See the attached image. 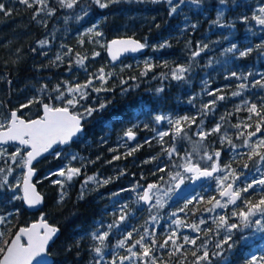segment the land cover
<instances>
[{
  "label": "trees",
  "instance_id": "trees-1",
  "mask_svg": "<svg viewBox=\"0 0 264 264\" xmlns=\"http://www.w3.org/2000/svg\"><path fill=\"white\" fill-rule=\"evenodd\" d=\"M45 2L47 7L33 3L29 8L19 0H0L9 10L8 15L0 12V118L6 119L14 108L23 112L26 119L39 116L40 103L21 108L34 98L62 107L54 89L59 86L66 98H71L67 96V88L83 85L90 79L92 86L84 90L87 96L70 111L83 112L85 108L111 101L102 111L83 120L84 133L70 146L60 149V156L49 154L35 164L36 184L44 197L39 212L60 230L48 249L53 256L52 264L95 262L94 248L98 240L92 239L91 234L103 230L118 214L116 208L121 206L122 213H128L119 226L108 230L104 241L108 247L117 249L118 241L124 240L129 232L132 237L126 239V244L131 246L139 236L137 227L143 229L148 220H155L157 227L145 245L159 264L250 262L248 254L253 245L264 241V230L259 238L247 241H241L236 229L232 230L229 243L232 242L233 247L229 250L225 244L222 256L216 257L212 255L220 251L215 247L216 238L206 242L216 226L214 215L209 212L211 200L204 197L198 202L186 203L183 199L170 202L158 209L157 217L151 219L154 211L148 210L138 198L134 200L129 190L130 186L140 189L149 184L171 183V175L182 172V167L178 166L183 165L184 158H190L200 167H211L205 153L210 155L217 151L219 166L235 167L240 173L249 171L256 156L249 160L251 149L246 147L245 140L252 132L256 133L254 136H264V123H261V131L256 132L260 116L248 111L256 104L264 115V87L255 83H264V25L253 19L254 15H260L258 10L264 7V0H225L223 4L220 0H199L198 4L191 0H184L182 4L180 0H172V5L179 7L171 15L172 5L168 0H120L104 9L92 0H78L71 9L61 6L59 0ZM50 10H54L52 15H48ZM81 12L87 13L85 20L77 18ZM94 22V30L102 33L104 44L96 42L95 32H88ZM123 26L127 32L124 35L134 36L146 47L135 56L113 63L107 58L105 44L112 37L124 36ZM42 40L47 41L43 46L39 44ZM164 43L166 47H159ZM233 44L237 48L227 52ZM248 48L252 51L240 57L239 52ZM194 52L199 55L193 57ZM79 59H83V64L77 63ZM122 63L126 65L119 67ZM178 67L187 69L180 80L172 78L173 70ZM100 69L112 75L106 76L103 84L108 91L97 93L93 88L102 86L96 78ZM233 72L242 78L232 76ZM240 84L246 87H238ZM233 92L240 94L233 96ZM219 96L224 99H218ZM156 116L164 119L157 122ZM181 117L189 119L181 122L182 131L177 135L174 122ZM217 125L219 131L213 132ZM129 129L134 133L133 139L125 135ZM160 132L168 135L161 140ZM173 147L176 151L169 158L167 150ZM21 154L24 158L22 148ZM73 155L77 159H72ZM70 161L80 169V174L64 186L67 195L63 203L57 205L61 189L53 184L57 175L50 174ZM9 166L13 167V163L0 159V168L6 171ZM161 168L164 170L160 171ZM90 176L99 181L109 180V183L98 186L89 181L84 198L78 199L84 181ZM8 189V185L0 187V215L11 214L7 225L9 233L0 230L4 233L0 247L5 246L4 241H8L11 231L35 219V213L27 211L21 199L10 204ZM254 190L252 187L244 192L240 201L242 211H247L248 202L256 204L264 196V192L254 193ZM16 205L22 211L19 218L13 211ZM232 219L234 224L240 223ZM174 221H179L183 230L175 235L168 231L171 225L177 226ZM192 222L197 223L194 231L190 228ZM185 230L195 244L182 241L181 234ZM161 244L165 247L161 248ZM205 250L209 260L198 262L197 257ZM137 261L135 264L142 263L141 254Z\"/></svg>",
  "mask_w": 264,
  "mask_h": 264
},
{
  "label": "snow or ice",
  "instance_id": "snow-or-ice-1",
  "mask_svg": "<svg viewBox=\"0 0 264 264\" xmlns=\"http://www.w3.org/2000/svg\"><path fill=\"white\" fill-rule=\"evenodd\" d=\"M120 0H92V3L97 5L99 8L104 9L107 8L110 4L119 3ZM153 2H159V0H153ZM193 4H198L199 0H191ZM19 3L27 5L29 8L32 7L33 3H37L40 5H43L44 7H47V4L45 0H19ZM59 3L61 6L66 7L68 9H71L78 3V0H59ZM168 3L172 5V0H168ZM180 3H184V0H180ZM220 3H225V0H220ZM179 5H172L171 10L169 12V15L176 12ZM42 10V9H41ZM54 10H50L48 12V15H52V12ZM259 16H253V19L256 20V22L260 25H264V7L259 8ZM0 12L4 13L5 15L9 14V10L5 8V5L3 3H0ZM87 14V13H85ZM33 19H35V16H33ZM79 19V17H78ZM246 19V18H245ZM219 21V16L217 18V22ZM39 23V21H37ZM96 26L94 25L93 28L88 29V32H92L93 29ZM195 27V25H193ZM96 35H102L100 32H96ZM47 43L46 40H42L39 42L41 46L45 45ZM116 47V51H137L143 47H145V44L139 43L135 40L128 39V40H113L107 47L110 53H112L113 60L116 59V54L113 53V48ZM167 44H161L159 47L163 48L166 47ZM205 47H207L205 45ZM257 47H260L259 45ZM237 46L233 44L230 48L226 49L227 52H233ZM203 51V49H200ZM252 51L251 48H248L245 51H240L239 56L244 57L248 55ZM94 55H99V53H95ZM196 55H199V52H194L193 57ZM60 57L57 56V60H59ZM78 64H83V59L77 60ZM184 67H178L173 70L172 72V78L176 80L183 79V73L186 71ZM142 75L146 73H141ZM111 73H104L103 69H100L99 75L96 77L101 81L102 86L100 88H93V91L99 93L100 91H108V89L103 87V84L106 83V76H111ZM232 76H237L235 72L232 73ZM242 77H238L237 79H241ZM243 79H247V77H243ZM123 83V81H122ZM256 84H259L261 87H264V83L262 81H256ZM92 86V80L90 79L83 85H76L75 87L69 86L67 88V96L71 98H66L65 92L60 90V87L57 86L54 91L58 93L56 96V100L61 101L63 103V106H53L48 103H43L42 100H39L37 98H34L32 100H29L27 104H22L21 108H27L29 105L33 103H40L43 106V116L38 119H31V120H25L22 119L20 116L17 115V111H11L10 113V119L7 121V127H5V123L0 122V144H5L10 141L12 142H18L19 145L24 146L27 149H30L26 152L25 157L20 161V166L27 169L26 173L23 176V186H22V192L23 195H14L13 199H21L24 201L25 204L28 205V207H35L36 205L40 204L42 202V197L39 193H37L35 186L31 183V178L34 175V168L32 167V163L34 160H36L38 157L42 156L44 153L50 152L52 150L56 156H60L61 153L59 151H55L54 146L59 145H67L72 140L73 137L78 136L79 134L84 133V126L82 124L83 120H86L88 117L92 116L94 112L102 111L104 108L107 107L108 103H111V101H107L105 103H100L98 107H88L85 108L83 112H72L70 109L75 108L79 102L80 99H84L87 96V92L84 91L85 89ZM238 87L244 88L246 87L245 84H240ZM126 91V89H125ZM157 91H161L160 89H157ZM239 92H233L232 95L236 96L239 95ZM218 99H224L223 96L217 97ZM215 100L211 103L214 105ZM247 103V102H246ZM205 108H208L209 105H204ZM248 111L250 113H255L257 116H260V122L256 125V132L261 131V123H264V115H261V113L257 110V105L252 104ZM156 121L160 122L164 117L162 116H156ZM188 117H181L175 120V132L177 135H179L182 131L180 125L182 121L188 120ZM194 119V118H193ZM169 123H173V121L169 120ZM236 127H239V125H236ZM247 127V125H246ZM220 126L217 125L216 128L212 129L213 132H218ZM256 133H248V136H254ZM125 135L128 137V139H133L134 133L131 129H129ZM161 140L164 136L168 135L167 132H160L158 133ZM203 133H201V136L203 138ZM231 143V141H229ZM245 145L251 147V152L248 155L249 160L253 158V156L259 157L260 161H264V152L259 151L258 149L264 148V138L260 139L254 146L248 144V140H245ZM233 147H235L233 145ZM175 147L168 149V156L171 158L173 153H175ZM130 154V153H129ZM6 155V152L4 149H0V157H3ZM21 155V149L17 148L15 152H13L10 156V159L13 161V163L17 162V157ZM208 160H213V156L208 155L205 153ZM215 157H219L220 153L217 151L215 152ZM118 158V157H116ZM72 159H77L75 155H73ZM155 159V158H153ZM186 163L183 165H179L178 167H182L183 171L185 173H190V176H184L179 171L175 172L171 175V180L175 182V187L178 189L181 184L184 183L185 179L190 180H197L200 177H210L214 172L218 170V165L213 162L211 169L208 168L201 169L197 164L192 163L190 158H185ZM227 168H230V166H225ZM245 168L248 167V164L244 165ZM164 169H160V171H163ZM13 171L12 167L9 166L7 168V173L10 175ZM5 169L0 168V173H4ZM80 174L79 168H67V169H60L56 173H52L50 175H59L61 177H64V180H54L53 184L60 186V195L59 199L57 200V205H60L63 203L67 193L64 191V185L65 181H71L74 176H77ZM232 173H230L231 175ZM47 178V177H46ZM229 177L226 175L223 177V180H227ZM238 177H235L233 175V179H237ZM89 181L96 183L98 186H102L104 184L109 183V180H103L99 181L96 179V177L90 176L82 185V191L78 199H83L85 194V186L89 183ZM223 181H221V184ZM253 184H260L264 185V179L260 180H254L253 183H249L247 187L243 189H233L232 184H228L226 189L224 191H221L220 195L222 197L227 196L228 200L227 203L229 204H235L236 200L240 198L241 192H247L250 188L253 187ZM3 185H8L10 190L13 192L16 191L17 188H20V185L17 184L16 186L9 185L8 182V176L4 175L2 180H0V187ZM157 188L156 184H149L147 188L144 190V194L139 197L140 200H143L145 203H148L152 196L150 195V192L152 189ZM171 191V189H169ZM167 195V192L165 193ZM190 202V201H189ZM158 207H163V203L160 198H157L156 205ZM225 207L226 205L221 204L219 200L215 202L213 205V208L215 207ZM212 210V209H209ZM257 213H259L261 216H264V197H261L258 203L252 204L251 202H248L247 211H241L238 214L233 213V215H238L241 221V224L243 227L247 228L250 226V218L253 216H256ZM172 215H175L173 213ZM125 217L122 215L120 217V220H124ZM155 219V217H153ZM5 222V217L0 216V224H3ZM204 221H201L203 223ZM174 223H180L179 221H174ZM256 225L259 226L258 230H264V224H262L260 219H256L254 221ZM109 228L113 227V225H109ZM193 228H196V225H192ZM218 227H225L227 229V235L224 237L223 240L220 242H217L215 247L216 249H219L220 251L214 252L212 255L219 257L222 256L223 252L225 251L224 245L226 244L228 246V249L230 250L233 247L232 243H229L230 240H232V229H236L238 227L237 224H228L227 220L224 216L220 217V222L218 224ZM41 229L43 231H41ZM59 232V229L55 226L49 225L43 217L41 218V221L36 224H32L30 227H21L14 235V237L11 239L10 242L4 241V247H0V253H2V259H0V264H33L35 261L36 264H47L46 261L43 260L44 256H47L48 253L46 251V247L49 244V242L57 235ZM92 239L100 241L101 244L104 243L106 238L108 237L109 233L104 232L103 234H99L97 232H93ZM147 235V232L145 233ZM175 235V233H173ZM4 233L0 232V238H3ZM132 237V233L129 232L127 237L124 240L118 241L117 246L123 248L125 246V240L130 239ZM145 237L141 236L139 240H136L135 243L128 248V251L131 253L132 256H136L137 253L132 251V248H134L136 245H139L142 249V255L144 257L149 256V253L151 249L146 246L143 241ZM171 240L172 238L169 237ZM22 240H26V242H22ZM185 243H192L195 244L194 239H189L188 236L184 237ZM153 245L155 244V240L152 241ZM172 243L175 244L176 241L172 240ZM165 244H167V241H165ZM165 244H161L160 247H165ZM77 246H79V241H77ZM179 250V247L176 249ZM95 253L97 255H100L101 248L96 247L94 249ZM193 255L195 256L196 253L194 252ZM41 259H37V258ZM127 259V257L121 258ZM209 260V253L207 250L203 252L202 256L197 257V261H204ZM96 264H100V261H96ZM113 264H115V261H113ZM209 264L211 262L209 261ZM250 264H264V255L260 256L259 259L256 255L251 256Z\"/></svg>",
  "mask_w": 264,
  "mask_h": 264
},
{
  "label": "rangeland",
  "instance_id": "rangeland-1",
  "mask_svg": "<svg viewBox=\"0 0 264 264\" xmlns=\"http://www.w3.org/2000/svg\"><path fill=\"white\" fill-rule=\"evenodd\" d=\"M86 16H87V14H85L84 12H81L78 14L79 20H85ZM93 25H96V22H94ZM91 28H93V27H91ZM94 29L92 32H95V33L99 32V31L94 30ZM121 29H122L121 33L123 35L127 33L124 30L125 26H123ZM124 36H132V35H124ZM95 38H96V42H98L100 44L105 43V41L101 35H99V36L96 35ZM124 65H126V63L118 64L119 67H122ZM75 86L76 85H73L72 87H75ZM5 120L6 119H4V118H0V122L5 123ZM262 138H264V136H262V135L251 136L248 139V144L254 146ZM246 147L251 149V147H249V146H246ZM258 150L261 152H264V148L258 149ZM214 154L215 153H213V152L210 154L211 156H213V160H211V161L209 160L211 163V166H212L213 162H215L218 165V157H215ZM0 159H1V157H0ZM22 159H23V157L20 155L16 163H13V161L11 162V163H13V167H12L13 171L11 172L10 175L7 173V170L4 173H0V175H1L0 177H2V178L4 175L8 176V182L12 186H16L17 184L20 185V182L22 180L23 172H24V167L20 166V161ZM184 163H186L185 158L183 159V164ZM67 168H77V166L72 161H70L67 165L61 167L60 169H67ZM181 169H182V172L180 171V173L185 176L186 174L183 171V168H181ZM218 169L220 170V172L218 174H216L211 179V181H212L211 184L209 183L206 186H203L202 188L197 189L192 195H190L189 197L184 199V200H186V203H188L189 201L190 202L191 201L198 202L201 198H204V197L207 199V201H210V200L212 201V204L210 205V209H212V210H209V212L211 214L213 213L214 216L213 215L212 216L214 217V222H215L216 226L213 229V234H211L209 236V238L206 239V242H209L211 240V238H212V240L216 238V241L220 242L222 240L221 239L222 236L224 238L228 234L227 229L225 227H218L221 216H224L226 218L228 224H234V221L232 218L238 219V221L240 223L238 224V227L236 228V232L238 233V236L240 237L241 241H247L250 239L259 238L261 236L263 230H258L259 226L256 225L254 223V221L256 219H260L262 224H264V216H261L259 213H257L256 216H253L250 218V222H249L250 226L247 228L243 227V225L241 224L239 216L233 215L234 212L238 214L239 212L242 211V209H241L242 205L237 202V204L234 207H230L229 206L230 204L227 203L228 198H223L220 195V193L225 188L226 184L228 182H230L229 180H231L230 183H233L236 185L237 189H243V188L247 187V185L249 183H253L254 180L264 179V161H260L259 157H255V159L253 160V162L250 165V169H248L249 171L245 172V173H240V172L235 171V167L234 168H232V167L227 168L225 166H219L218 165ZM59 170H57L56 172H58ZM230 173H232V174L230 175ZM226 175L229 178L227 180H223V177ZM233 175L235 177H238V178L234 180ZM64 179H65L64 177H61L59 175H57L55 178V180H64ZM221 181H223L222 184H221ZM69 183H70V181H65V185H67ZM174 183L175 182L172 181L171 183H168L166 185L160 184L159 186H157V188H154L151 190L150 195L152 196V199L150 200L149 205H145L147 208H149L148 210L152 209V211H154L151 219L153 217H157L156 211L161 208L158 206H154V205H156L157 198L161 199L163 205L169 204L171 202L170 195L173 193V191L175 189ZM253 187L255 189L254 193L264 192V185L253 184ZM144 189H145V186H143L140 189L138 188V186H132V187L130 186L129 191H130L131 195L134 196V200H135V198L136 199L138 198V200H140L139 197L143 195ZM169 189H171V191H169ZM206 191L208 192V194H205ZM166 192H167V195H165ZM217 193H218V195H217ZM244 196H245L244 192L242 191L241 192V199L244 198ZM262 197H264V196H262ZM260 199H261V197L259 198V200ZM217 200H219L221 202V204L226 205V206L225 207L217 206V207L213 208V205L215 204V202ZM137 204H135V205H137ZM123 210L124 209L122 206L116 208V211H118V214L111 220V222L105 224V228L103 230H101L99 232V234H103L104 232H108L109 229H112L113 227L115 228V227L119 226V224L121 222L120 217L122 215L124 217H126V215L128 213V212L122 213ZM229 218H231L232 220H229ZM197 223H200V221ZM197 223H193V222L191 223L190 228L193 231L197 229ZM109 225H113V227L109 228L108 227ZM192 225H196V228H193ZM156 227H157V224L155 223V220H148L145 228H143V229H141L140 226H138L137 230H138L139 236H136V237H138L136 240H139L141 236H144L145 239H144L143 243L145 244L146 242L149 241L151 234H152L153 230L156 229ZM232 230H234V229H232ZM168 231L169 232L171 231V233L177 234L183 230L181 229V224L177 223L176 227H174V225H171L170 229ZM146 232H147V235H145ZM188 235L189 234L185 230L181 234L182 241H184V237L188 236ZM173 239H176V237H173ZM135 241L132 243V245L135 243ZM126 243H127V241L125 240V246L123 248L117 247V249H116L115 246L113 248L108 247L105 245V243L101 244L100 241H98L95 248L100 247L101 253H100V255H97L95 253L96 254L95 262H93L91 264H96V261H100V264H113V261H115V264H135L138 262L137 261L138 260V254H141V262H142L141 264H159L155 260L154 256L151 253H149V256L144 257L142 255L143 249L139 245H136L134 248H132V251L137 253L136 256H132L131 253L128 251V248L131 247L132 245L128 246ZM106 248H107V252H106ZM252 249H253L252 252H250L248 254L249 255L247 258L248 261L251 260L252 255H256L258 259L260 256L264 255V241L256 243L255 245H253ZM202 255H203V252L200 253L199 256H202ZM123 257H127V259L122 260L121 258H123ZM246 264H250V262H248Z\"/></svg>",
  "mask_w": 264,
  "mask_h": 264
},
{
  "label": "water",
  "instance_id": "water-1",
  "mask_svg": "<svg viewBox=\"0 0 264 264\" xmlns=\"http://www.w3.org/2000/svg\"><path fill=\"white\" fill-rule=\"evenodd\" d=\"M128 39H132V40H135V41H137V42H139V43L144 44L141 40L135 38L134 36H116V37H112V38L108 39V40L106 41V44H105V52H106L107 58H108V60H109L110 62H113V63H114V62H117V61H119V60H121V59H123V58H125V57L135 56V55H137V54H139V53H141V52L144 51L145 47H143V48H141V49H139V50H137V51H135V52H133V51H119V52H117V51H116V47H117V46H114V48H113V53L116 54V59L113 60V58H112V53L109 52L107 46H108L113 40H128ZM13 111H16V110H13ZM17 115H18V112H17ZM18 116H19V115H18ZM42 116H43V106H42V104H41V115L38 116V117H36V118H33V119H38V118H40V117H42ZM20 117H21L22 119H25V118L22 117V116H20ZM25 120H27V119H25ZM29 120H31V119H29ZM82 124H83V121H82ZM83 126H84V124H83ZM76 137H77V136H76ZM76 137H73L72 140L69 142V144H67V145L54 146V149L56 150L57 148H64V147L70 146L71 143L73 142V140H74ZM8 143L19 145L18 142H12V141H10V142H8ZM5 144H6V143H5ZM1 145H3V144H0V146H1ZM20 146H21V145H20ZM22 147H24V146H22ZM29 150H30V149H27V151H29ZM27 151H26V152H27ZM52 152H53V151L50 150V152L44 153L42 156L38 157V158H37L36 160H34L33 163H32V167L34 168V175H33L32 178H31V183L35 186L37 193H39V194L41 195V197H42V202H41L40 204L36 205L35 207H28V205L25 204L24 201L22 200V203H23L24 208H25L27 211H29V212H36V211H39L40 208L42 207L43 203H44V197H43V194H42V192L40 191V189L38 188V186H37V184H36V181H37V179H36V176H37V170H36V168H35V164H36L41 158H43V157H45V156L51 154ZM197 165H198V164H197ZM198 166H199V165H198ZM199 167H200V166H199ZM200 168H201V169H204V168H208V167H200ZM208 169L210 170L211 167L208 168ZM26 171H27V169L24 168L23 176H24V174L26 173ZM216 173H217V171L214 172V173L212 174V176H210V177H200V178L197 179V180H190V179H188V181H187L185 184H184V183L181 184L180 187H179L178 189L175 187V183H174V187H175V189H174L173 193L170 195V200H171V202L174 203V202H177V201H179V200H182V199H185V198L189 197L190 195H192V194L197 190V188H198L199 186H201L203 183H205L209 178H212ZM186 174H189V176L191 175L190 173H186ZM22 186H23V177H22V180H21V187H20V188H21V196L23 195V192H22ZM147 186H148V185H147ZM147 186L145 187V189L147 188ZM226 187H227V186H226ZM226 187H225L222 191H224V190L226 189ZM145 189H144V190H145ZM143 194H144V192H143ZM225 197H227V196H224V198H225ZM142 201H143V200H142ZM143 203L146 204V205H149V204H150V201H149L148 203H145V202L143 201ZM231 205L233 206L234 204H231ZM42 217H43V219H44L49 225L55 226V225L49 223V222L47 221V219L44 218L43 213H41V214H39V216H38V218H37L36 220L30 222L27 226H22V227H30L32 224L39 223V222L41 221V218H42ZM55 227H57V226H55ZM20 228H21V227H20ZM20 228H18L17 231H18ZM57 228H58V227H57ZM58 229H59V228H58ZM17 231H16V232H17ZM41 231H43V230L41 229ZM59 231H60V230H59ZM16 232H15V233H16ZM15 233L13 234V236L11 237V239L14 237ZM58 235H59V232H58L57 235H56V236H55V237L49 242V244H48L47 247H46V251H47L48 255H47V256H44V257H43V260L46 261L47 264H52V263H53V256L49 253L48 249H49V246H50V245L56 240V238H57ZM11 239L9 240V242L11 241ZM22 242H26V240H22ZM0 259H2V254H1V256H0ZM37 259L39 260V259H41V258L38 257ZM33 264H36V262L34 261Z\"/></svg>",
  "mask_w": 264,
  "mask_h": 264
},
{
  "label": "flooded vegetation",
  "instance_id": "flooded-vegetation-1",
  "mask_svg": "<svg viewBox=\"0 0 264 264\" xmlns=\"http://www.w3.org/2000/svg\"><path fill=\"white\" fill-rule=\"evenodd\" d=\"M13 110H17L16 108H14V109H12L11 111H13ZM40 110H41V108H40ZM11 111H10V113H11ZM18 112V115L19 116H22L23 117V112H19V111H17ZM40 115H41V113H40ZM39 115V116H40ZM38 117V116H37ZM25 118V117H24ZM36 118V117H35ZM8 119H10V114L8 115V117L6 118V120L8 121ZM26 119V118H25ZM31 119H33V118H31ZM5 120V127H7V121ZM27 120H29V119H27ZM17 148H22V149H24L25 150V155H26V151H27V148H25V147H22V146H20V145H17V144H10V143H6V144H3V145H1L0 146V149H4L5 150V152H6V155H4L3 157H1V159L3 160V161H6V162H12V160L10 159V156H11V154L13 153V152H15L16 150H17ZM58 149V151L60 150V149H62V148H57ZM56 149V150H57ZM55 150V151H56ZM51 154H54V152H52ZM21 156H22V154H21ZM18 158H19V156L17 157V160H18ZM220 172V170L218 169L217 170V173L216 174H218ZM1 176V175H0ZM185 176H189L188 174H186ZM2 177H0V180H2L1 179ZM55 178H56V176H55ZM55 178H54V180H55ZM213 178V177H212ZM212 178H209L205 183H203L201 186H199L197 189H199V188H202L204 185H206L207 183L209 184V182H211L212 183V181H211V179ZM82 180H83V178H82ZM188 181V179H185L184 180V184L186 183ZM230 182H231V180H229ZM37 182V181H36ZM230 182H228L227 184H226V186L228 185V184H232L233 185V189L234 190H236L237 188H236V185L235 184H233V183H230ZM21 183V182H20ZM225 186V187H226ZM8 191H9V202H10V204H16V200L17 199H13V196L14 195H20L21 196V188H17L16 189V191L15 192H13L12 190H10V188L8 189ZM41 191V190H40ZM224 198V197H223ZM225 198H228V197H225ZM240 201H241V196H240V198L239 199H237L236 200V203L232 206L231 204L229 205L230 207H234L236 204H237V202L240 204ZM15 202V203H14ZM14 215H15V217L16 218H19V216L20 215H22V211H21V209L16 205L15 207H14ZM32 213H35V219H33V220H31L30 222H32V221H34V220H36L37 218H38V216H39V214H41V212H39V211H36V212H32ZM10 213L8 214V215H6V214H4V213H2L0 216H4L5 217V222L3 223V224H0V230H5V232L4 233H9L8 232V230H7V225H8V222H9V220H10ZM44 216V215H43ZM45 218V217H44ZM29 222V223H30ZM28 225V224H27ZM27 225H20V226H18L13 232L11 231V233H10V238L8 239V242H9V240L11 239V237L13 236V234L17 231V229L18 228H20V227H22V226H27ZM1 256V255H0Z\"/></svg>",
  "mask_w": 264,
  "mask_h": 264
}]
</instances>
